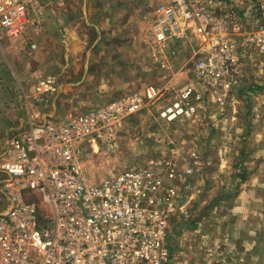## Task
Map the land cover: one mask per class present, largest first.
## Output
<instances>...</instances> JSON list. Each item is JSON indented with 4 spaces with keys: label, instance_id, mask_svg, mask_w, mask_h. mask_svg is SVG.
Wrapping results in <instances>:
<instances>
[{
    "label": "rangeland",
    "instance_id": "374dc122",
    "mask_svg": "<svg viewBox=\"0 0 264 264\" xmlns=\"http://www.w3.org/2000/svg\"><path fill=\"white\" fill-rule=\"evenodd\" d=\"M168 1L64 0L41 29L13 39L0 32V150L30 121L64 120L137 91L149 100L114 128V148L84 145L86 176L161 171L175 191L166 264H264V44L244 39L259 33L264 41V0H187L216 18L231 13L239 24L226 36L238 54V85L222 103L195 75L196 60L212 49L203 37L159 46L149 35ZM40 75L58 82L47 102L37 100ZM150 85L167 90L150 98L143 89ZM186 86L200 98L191 96L189 114L168 119L163 113ZM167 162L180 179L166 177Z\"/></svg>",
    "mask_w": 264,
    "mask_h": 264
},
{
    "label": "built area",
    "instance_id": "2783aa9c",
    "mask_svg": "<svg viewBox=\"0 0 264 264\" xmlns=\"http://www.w3.org/2000/svg\"><path fill=\"white\" fill-rule=\"evenodd\" d=\"M63 1L0 0V32L18 38L28 29L39 30ZM259 14L264 18L262 6ZM211 15L187 0H169L156 9L148 33L159 46L193 33L203 37L212 49L196 60L195 75L222 103L238 85V54L226 36L240 27L231 13ZM244 39L264 44L259 33ZM35 89L37 100L47 102L59 86L55 76L40 75ZM147 94L151 98L154 89ZM192 95L200 98L197 89L184 87L164 116L189 114ZM143 101L133 93L64 120L47 115L6 140L0 150V264L167 263V217L174 205L168 198L175 191L161 171L146 166L95 181L81 164L87 143L114 148V128ZM166 164V177L180 179Z\"/></svg>",
    "mask_w": 264,
    "mask_h": 264
},
{
    "label": "crops",
    "instance_id": "0c3cea01",
    "mask_svg": "<svg viewBox=\"0 0 264 264\" xmlns=\"http://www.w3.org/2000/svg\"><path fill=\"white\" fill-rule=\"evenodd\" d=\"M261 1H263V0H261ZM150 24H152V22H151ZM148 29H149V28H148ZM29 30H30V29H28V31H29ZM31 33H32V32H31ZM12 39H13V38H12ZM27 39H28V38H27ZM1 45L4 46L2 43H0V49L2 48ZM2 50H3V49H2ZM4 50H5V49H4ZM4 52H5V51H4ZM187 60H188V59H187ZM187 60H186V61H187ZM176 84H177V83H176ZM166 88H167V87L157 88V87H154V86H151V85H150V86H146V87L143 88V89H144V90H145V89H148V90H150V89H154L155 95H160L163 91L167 90ZM182 89H183V88H182ZM182 89L180 88V89H178V91H177V94H179V95H178V98H180V95H181V93H182ZM133 93H137V91H136V92L134 91ZM142 93H143V92H142ZM137 94H139V93H137ZM145 99H146V100H149L148 98H144V101H145ZM193 99H194V98H191V99H190V104H193ZM165 107H166V106H165ZM165 107H163L162 110H163Z\"/></svg>",
    "mask_w": 264,
    "mask_h": 264
}]
</instances>
